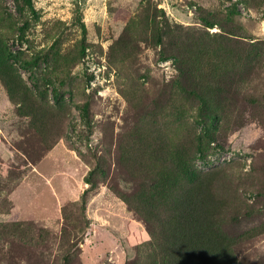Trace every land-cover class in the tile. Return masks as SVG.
<instances>
[{
	"label": "rangeland",
	"instance_id": "obj_1",
	"mask_svg": "<svg viewBox=\"0 0 264 264\" xmlns=\"http://www.w3.org/2000/svg\"><path fill=\"white\" fill-rule=\"evenodd\" d=\"M25 1L0 0V264H148L149 146L207 132L193 166L264 264V0Z\"/></svg>",
	"mask_w": 264,
	"mask_h": 264
},
{
	"label": "trees",
	"instance_id": "obj_2",
	"mask_svg": "<svg viewBox=\"0 0 264 264\" xmlns=\"http://www.w3.org/2000/svg\"><path fill=\"white\" fill-rule=\"evenodd\" d=\"M55 96L60 101L57 90ZM211 98L218 102V98ZM89 108L88 103L81 107L85 116ZM208 136L210 132L199 134L196 143L182 139L176 143L166 141L167 144L158 142L149 146L148 165L143 175L148 187L143 190L138 203H134L136 212L144 217L152 233L150 245L153 250L148 264H238L233 243L221 225L229 207L228 200L220 193L221 170L199 173L191 161L192 152L198 148L202 151V147L212 143L205 139ZM210 139L214 140L213 137ZM55 143L52 141L50 148ZM194 145L198 147L194 148ZM156 164L160 169L158 173H152L151 167ZM86 204L87 199L83 198L82 213ZM68 238L69 235L64 234V246L69 243ZM74 246L72 244V248L64 253L65 264L74 254Z\"/></svg>",
	"mask_w": 264,
	"mask_h": 264
}]
</instances>
